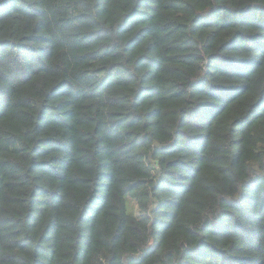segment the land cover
I'll return each mask as SVG.
<instances>
[{"label":"trees","instance_id":"obj_1","mask_svg":"<svg viewBox=\"0 0 264 264\" xmlns=\"http://www.w3.org/2000/svg\"><path fill=\"white\" fill-rule=\"evenodd\" d=\"M0 264H264V0H0Z\"/></svg>","mask_w":264,"mask_h":264},{"label":"rangeland","instance_id":"obj_2","mask_svg":"<svg viewBox=\"0 0 264 264\" xmlns=\"http://www.w3.org/2000/svg\"><path fill=\"white\" fill-rule=\"evenodd\" d=\"M127 207L132 213L137 215L136 205L134 204V202L131 199H127Z\"/></svg>","mask_w":264,"mask_h":264}]
</instances>
